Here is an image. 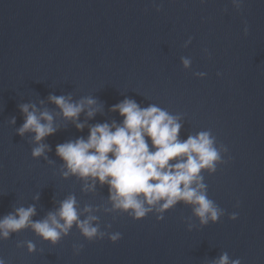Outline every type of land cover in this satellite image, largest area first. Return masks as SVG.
Returning a JSON list of instances; mask_svg holds the SVG:
<instances>
[{"label":"water","instance_id":"water-1","mask_svg":"<svg viewBox=\"0 0 264 264\" xmlns=\"http://www.w3.org/2000/svg\"><path fill=\"white\" fill-rule=\"evenodd\" d=\"M182 56L192 61L188 70ZM49 95L73 102L92 97L101 110L92 118L82 112L85 127L77 130ZM126 98L179 116L181 140L210 130L227 147L228 162L203 173L208 197L225 213L218 222L200 227L183 203L163 220L155 213L133 220L106 211L107 185L85 191L86 181L62 176L56 146L86 139L90 126L121 123L111 108ZM21 104L54 116L58 131L43 141L48 160L31 157L32 134H16L24 122ZM69 195L81 212L94 209L102 231L121 238L88 241L74 225L52 246L26 228L0 240V258L6 264H211L226 251L241 264H264V0H242L240 9L231 0H0V218L35 205L32 219L42 220ZM234 212L237 219L230 220ZM20 241H32L36 251L18 248ZM74 245H83L79 254Z\"/></svg>","mask_w":264,"mask_h":264},{"label":"clouds","instance_id":"clouds-1","mask_svg":"<svg viewBox=\"0 0 264 264\" xmlns=\"http://www.w3.org/2000/svg\"><path fill=\"white\" fill-rule=\"evenodd\" d=\"M200 2L203 4L205 0ZM231 3L238 9L242 6V0H231ZM156 11H160L159 6ZM247 34L245 23L244 35ZM191 42L192 37H189L183 46L187 48ZM204 51L207 54V49ZM180 62L184 70L191 67L192 61L188 57L182 56ZM193 75L202 79L206 73L194 72ZM221 75L217 73V76ZM48 99L59 108L63 119L71 121L77 130L85 127V123L79 122L82 112L92 118L101 110L92 97L76 102L71 96L63 95H49ZM19 110L24 122L16 129V134L21 137L32 134L31 143L35 146L31 149V157L48 160L46 152L51 149L43 141L58 131L53 114L39 110L35 104H21ZM111 111L119 113L123 118L121 123L114 121L90 126L86 139L79 137L56 146V155L63 161L64 178L76 176L86 181L85 191L94 190L97 182L107 185L111 208L106 211L125 213L133 220H141L152 213L158 221L163 220L164 213L179 203L192 207L200 227L216 223L224 216V210L208 197L203 173L214 174L218 165L226 164L228 161L222 157L228 154V149L217 142L210 130L181 140L179 116L155 104L141 107L133 99H124L113 105ZM10 123L15 124L16 118L12 117ZM34 199L38 200L39 195ZM236 206H239L238 202ZM93 211L91 206H85L81 212L74 195L60 201L59 207L42 220L32 219L36 214L35 205L21 206L0 218V240H8L12 234L31 228L41 240L55 246L75 225L88 241L107 236L111 242H117L121 234L102 231L96 223L99 217L91 214ZM84 213L88 215L81 219ZM237 215L234 212L228 218L236 220ZM106 227L111 228V225ZM193 227L195 225L189 220L188 230ZM17 247H26L30 254L36 251L32 241H20ZM73 248L79 254L83 245ZM0 264H6L5 259L0 258ZM211 264H241V260L232 259L225 251Z\"/></svg>","mask_w":264,"mask_h":264}]
</instances>
